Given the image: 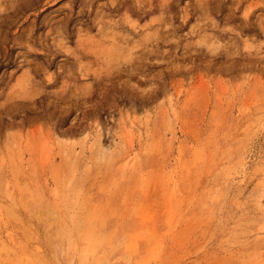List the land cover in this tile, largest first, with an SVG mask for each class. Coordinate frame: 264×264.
<instances>
[{
    "label": "rangeland",
    "instance_id": "374dc122",
    "mask_svg": "<svg viewBox=\"0 0 264 264\" xmlns=\"http://www.w3.org/2000/svg\"><path fill=\"white\" fill-rule=\"evenodd\" d=\"M0 264H264V0H0Z\"/></svg>",
    "mask_w": 264,
    "mask_h": 264
},
{
    "label": "clouds",
    "instance_id": "9594fccd",
    "mask_svg": "<svg viewBox=\"0 0 264 264\" xmlns=\"http://www.w3.org/2000/svg\"><path fill=\"white\" fill-rule=\"evenodd\" d=\"M86 239V241H87V238H85Z\"/></svg>",
    "mask_w": 264,
    "mask_h": 264
}]
</instances>
